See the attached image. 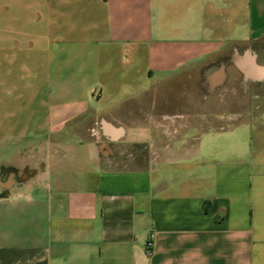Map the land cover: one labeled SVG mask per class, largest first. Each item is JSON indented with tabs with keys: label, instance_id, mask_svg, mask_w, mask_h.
<instances>
[{
	"label": "crops",
	"instance_id": "obj_1",
	"mask_svg": "<svg viewBox=\"0 0 264 264\" xmlns=\"http://www.w3.org/2000/svg\"><path fill=\"white\" fill-rule=\"evenodd\" d=\"M0 264H264V0H0Z\"/></svg>",
	"mask_w": 264,
	"mask_h": 264
},
{
	"label": "built area",
	"instance_id": "obj_2",
	"mask_svg": "<svg viewBox=\"0 0 264 264\" xmlns=\"http://www.w3.org/2000/svg\"><path fill=\"white\" fill-rule=\"evenodd\" d=\"M153 246H154V235H151V237L146 243V249L148 251V254L152 253Z\"/></svg>",
	"mask_w": 264,
	"mask_h": 264
}]
</instances>
